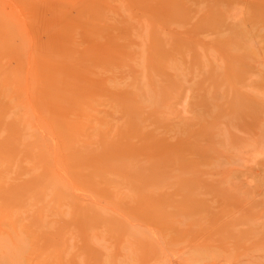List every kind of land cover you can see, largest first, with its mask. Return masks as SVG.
I'll return each mask as SVG.
<instances>
[{"label":"rangeland","instance_id":"obj_1","mask_svg":"<svg viewBox=\"0 0 264 264\" xmlns=\"http://www.w3.org/2000/svg\"><path fill=\"white\" fill-rule=\"evenodd\" d=\"M0 68L1 264H264V0H0Z\"/></svg>","mask_w":264,"mask_h":264},{"label":"bare ground","instance_id":"obj_2","mask_svg":"<svg viewBox=\"0 0 264 264\" xmlns=\"http://www.w3.org/2000/svg\"><path fill=\"white\" fill-rule=\"evenodd\" d=\"M201 2H202V1H201ZM213 13H214V12H213ZM232 13L234 14V11H233ZM238 13H239V12H238ZM232 16H233V15H232ZM233 17H234V16H233ZM55 53H56V52H55ZM159 63H160V62H159ZM42 64H43V63H42ZM170 64H171V63H170ZM180 64H181V63H180ZM97 65H98V64H97ZM183 65H184V64H183ZM94 66H96L95 63H94ZM169 67H171L170 69H173V68H174V66H169ZM67 68H68V67H67ZM93 68L97 69L98 66H97V67H93ZM178 68H179V67H178ZM0 69H1V68H0ZM179 69H181V68H179ZM87 70H88V69H87ZM99 70H103V69H99ZM99 70L97 69V70H95V72H94V69H93V71L89 69V71L94 72V73H91V74L89 73V75H88L89 79H90V77H91L92 79H94L95 75H97V77H98V76L101 74V72H99ZM175 70H176V67H175ZM168 72H169V71H168ZM67 73H68V72H67ZM92 74H93V75H92ZM101 75H103V73H102ZM86 76H87V75H86ZM7 77H8V76H7ZM98 78H99V77H98ZM80 79H81V78H80ZM82 79H83V78H82ZM105 79H106L105 77L99 78V81H98L97 83L100 82V83L103 84V83H105ZM86 80H87V79H86ZM97 80H98V79H97ZM97 80H96V81H97ZM80 81H81V80H80ZM91 81H93V80H91ZM96 81H95V82H96ZM82 83H83V81H82ZM86 83H87V81H86ZM92 83H94V82H92ZM100 83H99V84H100ZM80 85H81V83H80ZM83 85H84V83H83ZM85 85H86V84H85ZM90 85H91V84H90ZM92 85H93V84H92ZM88 86H89V85H88ZM79 87H80V86H79ZM85 87H86V86H85ZM91 88H93V87H91ZM91 88H90V89H91ZM83 89H84L83 93H87V91H88V93H89V91H90V90L87 89V88H86L87 90H86L85 88H83ZM85 90H86V92H85ZM54 91H56V90H54ZM81 91H82V90H81ZM92 91H93V89H92ZM76 93H77V92H76ZM83 93H82V94H83ZM88 93H87V94H88ZM54 94H55V92H54ZM54 94H53L52 90L50 91L49 89H46V91H44V95L46 96V102H47L48 104H49V102L51 103L52 101H54V99L56 100V97H55L56 95L54 96ZM82 94H81V95H82ZM90 94H91V93H90ZM85 95H86V94H85ZM85 95H84V96H85ZM47 103H46V104H47ZM51 106H52V105H51ZM48 108H49V106H48ZM49 109H53V108L50 107ZM56 110H57V109H56ZM56 110H55V112H56ZM5 111H6V110H4L3 112L5 113ZM48 111H49V110H48ZM50 111H51V110H50ZM56 113H58V111H57ZM53 114H54V113H53ZM55 115H56V114H55ZM58 115H60V114L58 113ZM58 115H57V116H58ZM56 118H57V117H56ZM61 118H62V117H60V119H61ZM81 118H82V117H81ZM86 118H89V117H86ZM73 119H74V118H73ZM79 119H80V118H79ZM84 119H85V118H84ZM57 120H59V118H58ZM61 120H62V119H61ZM77 120H78V119H77ZM17 122H19V121H17ZM61 122H63V120H62ZM59 123H60V120H59ZM60 124H61V123H60ZM62 124H63V123H62ZM62 124H61V125H62ZM64 124H65V127H66V124H67V123H66L65 121H64ZM64 124H63V125H64ZM68 124H69V123H68ZM70 124H71V123H70ZM70 124H69V125H70ZM57 125L59 126V124H57ZM61 125H60V126H61ZM62 127H63V126H62ZM67 127H68V126H67ZM62 130H63V129H62ZM67 131H69V130H67ZM65 132H66V131H65ZM69 132H71V131H69ZM66 133H67V132H66ZM67 134H68V133H67ZM111 134H113V133H111ZM71 135L73 136L72 133H71ZM66 137H67V138H66ZM66 137H65L64 144L68 141V139H71V136H70V135H67ZM67 143H68V142H67ZM70 143H71V142H70ZM76 153H77V152H76ZM152 170H153V169H152ZM150 171H151V170H150ZM153 172H155V171H153ZM153 172L151 171V174H152ZM149 173H150V172H149ZM140 174H142V173H140ZM151 174H150V175H151ZM154 174H155V173H154ZM154 205H155V204H154ZM28 208H29V207H28ZM151 209H152V208H151ZM29 210H30V209H29ZM29 210H27V211H29ZM150 211H153V210H150ZM150 211H149V212H150ZM150 214L153 216V215H154V212H152V213H150ZM151 215H150V216H151ZM146 217H147V216H146ZM109 222H110V221H109ZM151 224H152V223H151ZM151 230H152V229H151ZM1 255H2V254H0V256H1ZM2 261H3V260H2ZM5 262H6V261H5ZM0 264H1V263H0ZM6 264H7V263H6Z\"/></svg>","mask_w":264,"mask_h":264}]
</instances>
